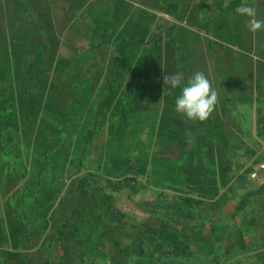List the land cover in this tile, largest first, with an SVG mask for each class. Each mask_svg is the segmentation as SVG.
Segmentation results:
<instances>
[{
    "label": "crops",
    "instance_id": "crops-1",
    "mask_svg": "<svg viewBox=\"0 0 264 264\" xmlns=\"http://www.w3.org/2000/svg\"><path fill=\"white\" fill-rule=\"evenodd\" d=\"M22 1L12 24H28L30 53L23 60L29 67L13 64L5 76L0 70V78L7 76L6 85L0 84V140L10 128L31 157L41 162L60 147L53 163L7 169L18 172L20 181H14L2 198L29 207L22 218L35 222L31 231L53 236L67 221H90L99 214V199L90 196L95 189L87 176L101 173L107 155L100 141L115 139L117 124L140 117L143 129L147 126L140 139L147 141L186 140L181 136L186 126L193 127L191 139L196 138L198 125L205 132L207 126L212 129L213 112L201 122L175 111L180 88L164 85L165 74H181L183 85L200 63L212 87L215 78L221 86L223 102L215 107L220 119L237 125L239 135L264 140V31L251 33L248 18L235 12L243 0ZM248 3L264 20V0ZM6 13L2 5L0 24L11 19ZM41 28L44 36L37 32ZM180 30L187 32L185 40L180 39ZM34 43L43 46L35 54ZM150 43H156L155 54L149 53ZM10 56L15 63L21 60ZM32 61L37 62L35 70ZM8 88L11 100L5 101ZM115 93L128 94L124 102L136 94L146 106L135 114L132 107L121 114L112 99ZM75 123L88 125L82 137L77 135L86 157L77 167L70 164L74 152L69 145V126ZM44 221L51 223L46 228L37 223ZM33 246L45 250L42 244Z\"/></svg>",
    "mask_w": 264,
    "mask_h": 264
},
{
    "label": "rangeland",
    "instance_id": "rangeland-1",
    "mask_svg": "<svg viewBox=\"0 0 264 264\" xmlns=\"http://www.w3.org/2000/svg\"><path fill=\"white\" fill-rule=\"evenodd\" d=\"M2 5L11 18L0 24V70L5 76L13 64L28 69L29 61L23 58L28 59L30 46L28 24H12L23 1L0 0ZM43 31L37 32L44 36ZM180 32L185 40L187 32ZM42 48L34 43L31 51L35 54ZM148 50L155 54L156 43H150ZM11 54L21 60L15 63ZM36 66L32 61L31 67ZM200 68L199 63L192 72ZM4 79L7 76L0 78V84ZM213 88L222 103L216 78ZM9 90L4 92L5 101L11 100ZM130 95L134 98L128 102H124L128 94L115 93L112 98L121 114L131 107L135 114L146 106L135 99L136 94ZM217 113L215 108L211 130L207 126L205 132L198 125L196 138L191 139L193 127L186 126L181 136L187 139L181 141L141 140L147 126L143 129L140 117H127L124 126H114L119 128L115 139L100 141L107 155L102 157L101 173L87 176L95 189L90 196L99 199V214L90 221H67L48 237L31 231L35 222L22 218L28 206L8 204L9 197L3 199L1 194L20 181L18 172L7 169L53 163L60 147L41 162L22 147L15 131L5 128L0 140V264H264V140L239 135L238 126L226 124ZM87 127L69 126L74 152L70 164L76 167L86 158L77 135L82 137ZM37 223L46 228L51 222ZM34 244L45 250H35Z\"/></svg>",
    "mask_w": 264,
    "mask_h": 264
},
{
    "label": "clouds",
    "instance_id": "clouds-1",
    "mask_svg": "<svg viewBox=\"0 0 264 264\" xmlns=\"http://www.w3.org/2000/svg\"><path fill=\"white\" fill-rule=\"evenodd\" d=\"M235 12L248 18L246 27L251 33L264 31V20L257 18V9L250 5L248 0H243L242 4L235 8ZM182 80L183 77L179 73L163 76L164 85L171 89L180 88V94L174 102L175 111L189 120H207L219 102L217 91L203 71L195 72L186 84L182 85Z\"/></svg>",
    "mask_w": 264,
    "mask_h": 264
}]
</instances>
